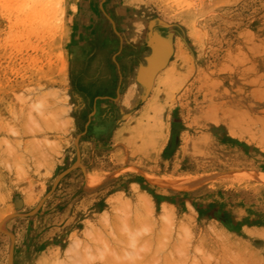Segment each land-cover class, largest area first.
<instances>
[{
  "label": "rangeland",
  "instance_id": "obj_1",
  "mask_svg": "<svg viewBox=\"0 0 264 264\" xmlns=\"http://www.w3.org/2000/svg\"><path fill=\"white\" fill-rule=\"evenodd\" d=\"M0 264H264V0H0Z\"/></svg>",
  "mask_w": 264,
  "mask_h": 264
},
{
  "label": "crops",
  "instance_id": "obj_2",
  "mask_svg": "<svg viewBox=\"0 0 264 264\" xmlns=\"http://www.w3.org/2000/svg\"><path fill=\"white\" fill-rule=\"evenodd\" d=\"M166 45H167V42H166ZM166 52H167V49H165V47L162 46L161 53H166ZM153 69H154V67H152V64H151V62L149 60V63L143 69L145 76L147 75V73H151L153 71ZM143 78L144 77L141 76V80L142 81L144 80ZM144 81H145V84L148 85V86H150L152 84V82H153V81H150V83L147 84L148 82H146V80H144ZM152 98H153L152 95H150L148 99H146L144 102H142L140 104V106H138V108H136L132 112H130L128 114V116H125V117L121 118V120L119 121L118 125L116 126V131L117 130L119 131L120 129H122L126 124H128L131 120H134L135 118L139 117L141 119V118L145 117L146 115H151L152 112H150V111H152V109H150V108H151V105H152V102H153ZM122 107H123V109H122L123 113L125 112V110H128V108L125 107L124 104H122ZM148 110H150V111H148ZM168 143H169V139L167 140L166 145H168ZM194 148H195L194 145L190 142V140H188V141H186V144L183 147V150L185 151V153H187V152H190V151H195L196 149H194ZM224 148H225V150L228 151V146H225Z\"/></svg>",
  "mask_w": 264,
  "mask_h": 264
},
{
  "label": "bare ground",
  "instance_id": "obj_3",
  "mask_svg": "<svg viewBox=\"0 0 264 264\" xmlns=\"http://www.w3.org/2000/svg\"><path fill=\"white\" fill-rule=\"evenodd\" d=\"M157 57H158V56H157ZM160 58H161V57H160ZM160 62H161V60H159V61H158V59H156V60H153V61L151 62V64H152V67H155V66H157V64L159 65V64H160ZM169 185H170L171 187H172V186H174V184H171V183H170ZM174 187H177L176 189H178V186H174ZM174 187H173V188H174ZM179 188H180V187H179Z\"/></svg>",
  "mask_w": 264,
  "mask_h": 264
}]
</instances>
